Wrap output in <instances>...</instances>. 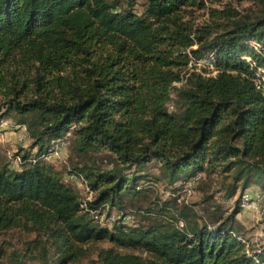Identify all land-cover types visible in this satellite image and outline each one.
Here are the masks:
<instances>
[{
    "label": "trees",
    "instance_id": "trees-1",
    "mask_svg": "<svg viewBox=\"0 0 264 264\" xmlns=\"http://www.w3.org/2000/svg\"><path fill=\"white\" fill-rule=\"evenodd\" d=\"M136 1L0 0V123L25 126L36 157L70 128L75 152L114 156L109 169L69 170L85 178L88 201L41 159L0 167V233H36L0 264H74L80 245L102 241L110 246L89 264H264V248L237 229L239 200L227 213L214 206L212 225L174 208L176 196L146 227L108 228L90 214L149 188L152 161L172 192L197 172L231 179L228 197L264 188V0L255 18L207 0H145L138 14ZM192 10L213 24L194 26ZM203 57L212 68L186 69Z\"/></svg>",
    "mask_w": 264,
    "mask_h": 264
},
{
    "label": "rangeland",
    "instance_id": "rangeland-1",
    "mask_svg": "<svg viewBox=\"0 0 264 264\" xmlns=\"http://www.w3.org/2000/svg\"><path fill=\"white\" fill-rule=\"evenodd\" d=\"M207 6L210 8H224V6L236 9L240 15L255 18L261 15L263 5L259 0H207ZM145 8V0H137L133 10L141 14ZM186 18L190 19L194 26L213 24L214 18L210 16L207 10H192L186 13ZM197 68L203 72L206 68H212L207 64V58L203 57L197 63L190 61L186 69ZM184 69V71L186 70ZM214 73V72H213ZM208 74V72L204 73ZM176 86L179 84H175ZM169 110H172L171 104ZM25 135L23 140L19 136ZM32 140L29 137L25 126L19 125L16 119L11 117L4 118L0 123V167H6L12 170H18L27 160H23L22 156L27 155L28 160L41 159L56 169L64 183L76 191L82 201H88L92 192L87 189V186L81 184L75 178L70 177L69 170L73 167L83 164L91 165L99 169H109L114 164V156L106 150L88 152L79 154L72 149V137L69 136V145L63 149L57 156L39 155L36 157V148L31 146ZM146 173L149 178H156L151 185L147 184L142 193L137 195H126L124 198V210H128L132 214L131 220L125 225L128 226H148L156 221L159 217L153 214L160 210L166 200L176 196V201L171 202L174 208H179L183 204H188L194 208L201 221L212 225L213 218L211 212L214 206L219 205L221 213L230 212L234 208L235 202L240 201V212L236 215L237 229L244 236L247 243L254 250L264 248V216L260 217L257 208L252 206L258 202L253 197V194L261 190V184H251L248 188L242 191L240 188L236 190L234 196L228 197V184L231 179H225L221 175H207L192 188L191 191H185L183 188L172 192L171 187L163 179L160 172V164L157 161H152L147 164ZM128 177H131L130 170L125 171ZM247 193L250 197L248 200H243V194ZM242 200V201H241ZM123 208H119L123 210ZM133 210L146 212L149 210V215L144 216L133 213ZM176 210V209H174ZM171 214L174 211H171ZM111 228V226H108ZM36 238L35 232H28L22 229H9L0 233V255L3 261H8L9 254L12 251L24 253L26 250V242ZM47 246L50 240L47 241ZM110 244L106 241L90 242L80 245L81 251L77 255L74 264H89L96 260L97 251L100 248H107ZM126 251V250H123ZM134 253L140 254L139 251ZM145 256V254H142ZM26 264H38L36 261L30 260Z\"/></svg>",
    "mask_w": 264,
    "mask_h": 264
},
{
    "label": "built area",
    "instance_id": "built-area-1",
    "mask_svg": "<svg viewBox=\"0 0 264 264\" xmlns=\"http://www.w3.org/2000/svg\"><path fill=\"white\" fill-rule=\"evenodd\" d=\"M70 133L71 128L68 132L65 133L63 137L52 140L46 154H44L45 157L57 156L63 149H65L69 145ZM19 138L20 140H23L25 138V135L21 134ZM70 177L75 178L81 184L87 186L85 178L82 175L72 173L70 174ZM202 177L203 174L201 172H197L192 175L185 182L183 190L187 192L191 191L192 188H194V186L202 179ZM250 197L252 196H248L247 193L243 194V200H248ZM253 197L258 203H255L252 206H255L257 208L260 217L264 216V188H261V190L255 192L253 194ZM90 214L99 225L106 227L118 224H126L132 218V214L128 210H119L109 206L108 204H104L100 207L90 210ZM178 227H182L181 221L178 222Z\"/></svg>",
    "mask_w": 264,
    "mask_h": 264
}]
</instances>
